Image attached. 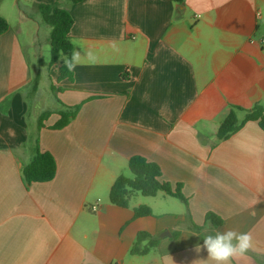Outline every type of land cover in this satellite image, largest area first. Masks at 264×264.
<instances>
[{"label": "crops", "instance_id": "obj_1", "mask_svg": "<svg viewBox=\"0 0 264 264\" xmlns=\"http://www.w3.org/2000/svg\"><path fill=\"white\" fill-rule=\"evenodd\" d=\"M31 1L33 13L57 2L71 14L82 62L60 82L64 62L47 67L58 107L28 122L41 80L23 43L31 14L0 0L9 25L0 35V264H192L208 255L195 245L229 229L253 245L232 264H264V131L247 122L227 140L216 135L230 105L264 106V0ZM38 148L56 174L27 187L22 168ZM135 156L157 164L186 204L165 192L111 204ZM140 206L152 215L135 218ZM209 213L223 224L207 223ZM141 232L157 245L133 255Z\"/></svg>", "mask_w": 264, "mask_h": 264}, {"label": "trees", "instance_id": "obj_2", "mask_svg": "<svg viewBox=\"0 0 264 264\" xmlns=\"http://www.w3.org/2000/svg\"><path fill=\"white\" fill-rule=\"evenodd\" d=\"M73 4L81 3L83 0H69ZM183 2L182 0H176ZM38 12L43 21L51 31L49 35V45L51 49L50 66H55L63 57L70 58L74 51L73 44L69 34L73 26L71 14L61 8L57 2L53 4H38ZM9 28L5 18L0 16V35L4 34ZM72 80V72H69L64 63L58 69V78L60 82L63 79ZM37 84V82L35 83ZM52 90L57 89L52 86ZM80 105L69 108L58 113L59 121L53 126L54 129L66 127L72 119L75 118ZM239 113H244L242 120L239 119ZM50 116V112H44L38 120V126L41 128L43 122ZM247 122H257L264 131V106L255 104L249 109L230 105L229 113L220 124L217 131L219 141L229 139L233 134L239 131ZM128 169L131 176L120 175L111 187L109 200L111 204L119 207H128V197L133 192H138L145 197H154L159 192H165L186 204L185 199L180 194L179 188L173 191L170 186L160 180L161 171L157 164L148 162L142 157L135 156L128 162ZM57 165L53 156L48 152H42L39 148L34 158L22 168L23 181L27 187L33 183H44L54 179ZM151 210L146 206H140L135 209V218L151 216ZM206 222L214 227H220L223 221L213 213L206 215ZM178 234H175L177 236ZM146 242V243H145ZM145 243V244H143ZM157 245V240L147 232L139 233L137 241L132 248L133 255H146Z\"/></svg>", "mask_w": 264, "mask_h": 264}, {"label": "rangeland", "instance_id": "obj_3", "mask_svg": "<svg viewBox=\"0 0 264 264\" xmlns=\"http://www.w3.org/2000/svg\"><path fill=\"white\" fill-rule=\"evenodd\" d=\"M3 1H5V3H8L5 6L8 7L7 5L15 0ZM17 1L22 13L25 16H29V13L31 14L30 20H27V26L29 27V36L24 37L23 35V43L25 46L27 59L30 61L31 66L41 73L40 85L36 94V110L33 111V104H31V111L28 114V122H31V124H33V121H36V118L38 117L40 112H42L43 110H54L58 107L56 92L50 89L49 80L46 74V69L47 67H50L51 62V49L48 43L51 29L47 24H45L39 12L33 13V3L31 0ZM63 58H61L60 61L64 62ZM56 71V68H54L53 71L50 72L52 77L53 75H55L54 73ZM53 84L55 87V81ZM35 112H37L36 117ZM239 119L241 120V116H239ZM126 176H131V174L127 173Z\"/></svg>", "mask_w": 264, "mask_h": 264}, {"label": "clouds", "instance_id": "obj_4", "mask_svg": "<svg viewBox=\"0 0 264 264\" xmlns=\"http://www.w3.org/2000/svg\"><path fill=\"white\" fill-rule=\"evenodd\" d=\"M84 55L89 62H95L96 57L92 50H88ZM63 61L67 70L74 72L82 62L81 52L74 50L70 58L64 57ZM252 247V237L249 233H239L232 229L224 232L217 231L215 235L205 236L203 245H195L197 253L203 248L208 255L207 259H197L192 264H232L234 259L245 256Z\"/></svg>", "mask_w": 264, "mask_h": 264}]
</instances>
